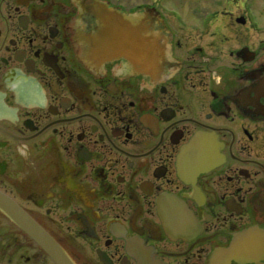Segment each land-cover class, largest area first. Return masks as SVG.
I'll use <instances>...</instances> for the list:
<instances>
[{
  "label": "flooded vegetation",
  "instance_id": "flooded-vegetation-1",
  "mask_svg": "<svg viewBox=\"0 0 264 264\" xmlns=\"http://www.w3.org/2000/svg\"><path fill=\"white\" fill-rule=\"evenodd\" d=\"M119 2L0 0V197L75 264H264L258 1ZM0 264H57L1 205Z\"/></svg>",
  "mask_w": 264,
  "mask_h": 264
},
{
  "label": "water",
  "instance_id": "water-1",
  "mask_svg": "<svg viewBox=\"0 0 264 264\" xmlns=\"http://www.w3.org/2000/svg\"><path fill=\"white\" fill-rule=\"evenodd\" d=\"M109 17L112 18V15L110 14ZM155 19H156V21H154L155 23L160 21L157 18ZM132 22L139 25L140 14H134L132 18ZM162 38L163 37H161V39ZM164 38H165L164 49H165V58H166V50H168L166 44L168 38L166 36ZM111 39L114 38L112 37ZM133 39H135V37ZM138 39H141L140 36L138 37ZM198 136L199 134L197 135V142H199V140L201 139V137ZM203 142L204 140H201L200 143ZM189 149L190 148H188L187 150ZM182 156L184 157V159H182L183 165L188 161L187 158L192 157L190 154H183ZM216 157H218V154H216ZM216 160H212L211 162ZM211 165L212 164L208 160L206 161L199 160L197 169L199 171L202 169H206ZM0 205L17 221V223L24 230H26L50 254V256L57 262V264H75L74 261L70 258V256L66 253V251L62 248V246L22 207L18 206L14 202H11L7 199H3L1 197H0ZM253 232L254 231L252 230L247 232L241 241V246L243 247L242 249H244L243 254L246 257H250V258L254 255L255 247H256L255 237L253 235Z\"/></svg>",
  "mask_w": 264,
  "mask_h": 264
},
{
  "label": "rangeland",
  "instance_id": "rangeland-1",
  "mask_svg": "<svg viewBox=\"0 0 264 264\" xmlns=\"http://www.w3.org/2000/svg\"><path fill=\"white\" fill-rule=\"evenodd\" d=\"M115 3H120L119 1H122L121 4L126 5V2L128 0H112ZM130 4L129 6L132 5H140L144 1L147 0H129ZM158 1L163 0H149V2H152L154 4L162 5L161 3H157ZM251 2L252 0H243ZM258 1L259 6H260V13H261V23L264 22V0H256ZM256 2H254V7L256 5ZM165 4L170 5L171 7H176L177 8V14L176 17L179 18L180 23H193L196 21V19L199 17V13L205 12L207 7L215 5V0H164ZM190 6L196 7V13L193 10H190ZM258 6V7H259ZM202 17V16H200Z\"/></svg>",
  "mask_w": 264,
  "mask_h": 264
},
{
  "label": "bare ground",
  "instance_id": "bare-ground-1",
  "mask_svg": "<svg viewBox=\"0 0 264 264\" xmlns=\"http://www.w3.org/2000/svg\"><path fill=\"white\" fill-rule=\"evenodd\" d=\"M117 23H118V20H114L113 18L107 19V20L105 21V24H107V25H111L110 28L112 27V29H114V28H113V25H114V24H117ZM138 31H139V30H138ZM205 144H209V142H208V141H207V142L204 141V143L201 144V146L204 147V150L206 149V148H205ZM213 149H216L215 145L212 147V150H213ZM201 156H202V157H200V158H201L202 161H203V160L206 161V160H210V159H212V160H216V159L219 158V157H216V154H201ZM213 162H214V161H213ZM213 162L210 161V163H211L212 165H214Z\"/></svg>",
  "mask_w": 264,
  "mask_h": 264
}]
</instances>
